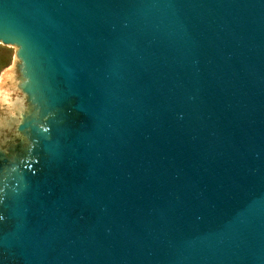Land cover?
I'll list each match as a JSON object with an SVG mask.
<instances>
[{
  "label": "water",
  "instance_id": "obj_1",
  "mask_svg": "<svg viewBox=\"0 0 264 264\" xmlns=\"http://www.w3.org/2000/svg\"><path fill=\"white\" fill-rule=\"evenodd\" d=\"M0 43V264H264V0H0Z\"/></svg>",
  "mask_w": 264,
  "mask_h": 264
},
{
  "label": "rangeland",
  "instance_id": "obj_2",
  "mask_svg": "<svg viewBox=\"0 0 264 264\" xmlns=\"http://www.w3.org/2000/svg\"><path fill=\"white\" fill-rule=\"evenodd\" d=\"M15 54L14 46L0 43V74L13 63Z\"/></svg>",
  "mask_w": 264,
  "mask_h": 264
},
{
  "label": "flooded vegetation",
  "instance_id": "obj_3",
  "mask_svg": "<svg viewBox=\"0 0 264 264\" xmlns=\"http://www.w3.org/2000/svg\"><path fill=\"white\" fill-rule=\"evenodd\" d=\"M12 132H13V134H14V127H13V125H12V126L10 125V127H9L8 132H7L6 135L9 137L10 134L12 135ZM3 136H4V134H3V135H0V139H2ZM14 136L17 137L18 135H17V134H14ZM15 137H14V138H15ZM12 140H13V139H12ZM1 141H2V140H0V143H1ZM3 141L5 142V143H4V142L2 143V144H4V145L6 144V141L9 142V140H7V139H6V140H3Z\"/></svg>",
  "mask_w": 264,
  "mask_h": 264
}]
</instances>
